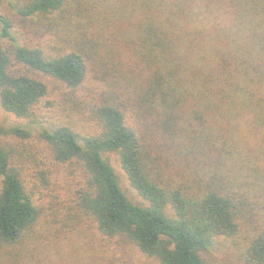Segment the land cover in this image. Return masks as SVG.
<instances>
[{
	"label": "trees",
	"instance_id": "obj_1",
	"mask_svg": "<svg viewBox=\"0 0 264 264\" xmlns=\"http://www.w3.org/2000/svg\"><path fill=\"white\" fill-rule=\"evenodd\" d=\"M8 4L23 20L53 15L72 42L55 55L22 45L0 13V104L26 120L0 124V264H25L20 246L40 215L1 139H29L33 129L53 163L76 161L85 175L64 230L91 221L115 253L126 241L159 264H213L202 251L225 237L241 243L246 264H264V0ZM92 62L101 66L82 96ZM43 76L70 89L66 100L84 104L96 132L32 118L49 93Z\"/></svg>",
	"mask_w": 264,
	"mask_h": 264
},
{
	"label": "rangeland",
	"instance_id": "obj_2",
	"mask_svg": "<svg viewBox=\"0 0 264 264\" xmlns=\"http://www.w3.org/2000/svg\"><path fill=\"white\" fill-rule=\"evenodd\" d=\"M16 1L24 2V0ZM0 13L14 21L17 31L15 35L20 44L42 47L51 55L60 54L61 51L70 48L72 38H68V30H62V27L54 22L53 15L23 20L13 11L8 0H0ZM4 44L8 54L17 64L12 41L6 39ZM100 66L101 63L95 66L94 62L90 65L85 86L79 91L82 96L87 94L90 97L89 89L92 83L90 80ZM99 71L103 73L101 69ZM42 78L48 83L49 93L41 106L33 111L32 118L39 117L48 126L57 123L68 124L82 134L96 132L97 124L87 118L83 109L84 104L79 102L74 105L66 100L65 94L70 92V89L47 76ZM47 102H51V106L47 105ZM0 124L10 129L13 126L26 124V120L5 111L0 104ZM33 133L35 134L31 138L25 140L11 134L1 139V143L12 151L14 164L24 169L26 183L32 187V198L40 211L37 223L28 231L26 243L20 246V255L24 258L25 264L26 261L27 264H36L45 260L54 264L61 259H68L75 264H159L138 253L134 246L126 241H122V245L117 247L115 253L112 242L109 240L104 242L91 221H83L84 223L81 224L72 223L68 230L63 229V220L68 219L70 215H74L75 210H78L76 189L84 187L85 175L76 161L58 166L53 163L45 144L37 139L35 129ZM108 157L115 167L124 191L131 198H137L136 192L129 185L126 175L120 168L117 154L109 153ZM49 161L53 168L47 166ZM42 174H46L45 180ZM1 187L0 175V190ZM240 246L241 243L230 238L218 237L214 246L202 251V255L213 264H246Z\"/></svg>",
	"mask_w": 264,
	"mask_h": 264
}]
</instances>
